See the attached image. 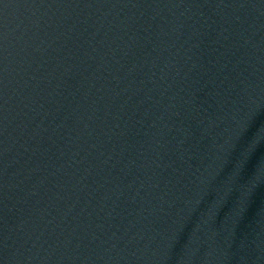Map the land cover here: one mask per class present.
I'll use <instances>...</instances> for the list:
<instances>
[{"label":"water","instance_id":"water-1","mask_svg":"<svg viewBox=\"0 0 264 264\" xmlns=\"http://www.w3.org/2000/svg\"><path fill=\"white\" fill-rule=\"evenodd\" d=\"M0 264H264L251 0H0Z\"/></svg>","mask_w":264,"mask_h":264}]
</instances>
